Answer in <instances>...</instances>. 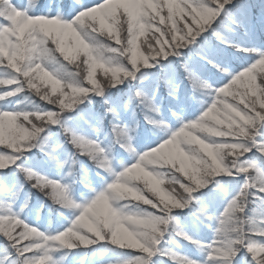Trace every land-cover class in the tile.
Returning a JSON list of instances; mask_svg holds the SVG:
<instances>
[{"label": "snow or ice", "instance_id": "snow-or-ice-1", "mask_svg": "<svg viewBox=\"0 0 264 264\" xmlns=\"http://www.w3.org/2000/svg\"><path fill=\"white\" fill-rule=\"evenodd\" d=\"M38 5L36 0H0V102L4 104L0 107V172L15 168L18 173L11 189L0 181V239L4 241L0 264H60L56 252L97 243L138 253L117 264H164L165 260L169 264H236L241 252L250 256L251 264H264V219L250 215L257 209L264 213V51L242 48L229 37L237 29L247 31L257 21L264 28V4L257 9L246 0H64L56 7H62L66 16L59 11L55 15L40 13ZM149 33L151 39H144ZM228 48L256 53L259 58L233 76L224 55ZM81 57L86 68L83 77L77 63ZM63 61L75 64L77 71ZM162 61L172 69L164 81L169 96L175 97L183 83L176 77L173 61H177L192 99L203 96L210 100L200 101L202 113L194 120L184 122L173 112L181 126L117 174L104 158L102 142L88 138L71 124L73 117L65 114L86 99L90 103L93 96L103 98L115 143L123 141V148L135 154L132 144L124 143L129 129L121 126L118 108L110 103L106 91L120 89L126 81L143 82L147 73L142 69H152ZM98 72L106 79L99 80ZM209 79L221 86L214 88ZM226 80L230 82L224 83ZM14 98L15 106L8 107ZM133 101L143 106L145 119L168 129L162 120L147 115L159 113L153 97L138 90L128 96L123 109ZM77 118L89 127L91 120L104 123L103 117L86 118L83 110L77 112ZM53 128L60 131L53 134ZM53 135L65 139L49 145ZM65 143L75 152L67 153L61 162L60 153L67 152ZM36 149L44 154V163L56 169L77 163V156H87L113 179L90 201L76 203L66 183L17 163L26 154L34 155ZM133 165L142 167L153 183L143 175H130ZM19 175L54 204L78 210L69 227L46 234L25 221L23 208L15 211L22 191ZM67 175H72L71 170ZM212 178L238 181L221 216H207L203 206L196 209L197 215L218 221L214 238L204 244L178 228L176 231L178 237L202 249L204 259L162 248L168 230L164 225L174 221L171 214L188 209L194 194L208 188ZM168 183L178 185L179 191L175 187L165 190ZM116 184L136 190L142 199H113ZM141 206L148 210L140 211ZM103 210L114 213L107 223L99 215ZM88 221L93 222L91 227Z\"/></svg>", "mask_w": 264, "mask_h": 264}, {"label": "trees", "instance_id": "trees-1", "mask_svg": "<svg viewBox=\"0 0 264 264\" xmlns=\"http://www.w3.org/2000/svg\"><path fill=\"white\" fill-rule=\"evenodd\" d=\"M63 2L64 0H40L41 5H50L51 7L41 8L38 5L37 11L42 10L44 11L43 13L53 14L57 10L56 6L62 4ZM68 2L70 3V0H68ZM246 2L255 5L257 9L259 8L261 4H264V0H246ZM61 11L63 12V14L66 13L62 7H61ZM263 34H264V28H262L259 24V21H257V23L253 27L247 29V31L244 29H237L234 34H229V37L233 43L237 44L238 46L242 48H255L254 39H256L258 35L262 36ZM144 39H151V33H149V35L146 36ZM212 40L213 42H215L214 38ZM241 53L242 52L236 51L235 49H231V48L225 49L224 55L227 57L229 61V66H231L234 63V61L240 57ZM80 59L81 61H83L82 58ZM173 63H174L177 79L183 81L175 97L169 96V90L164 82L166 78V74L169 76L172 74V69L167 67L168 65L167 61H162L160 65H157L156 67L152 69H147V70L142 69V72L147 73V79H145L143 82L138 80L137 83L133 84L130 81L129 86L125 90L108 89L106 91V95L109 98L110 103H113V105L118 108V111L121 117V126H123V121H126V119L130 117V114L125 113L126 109H123L122 105L124 103H127L128 96L130 94H134L138 90H143L149 96H155L158 93L161 94L167 110L171 113L175 112V108L181 109L182 102L180 101V98H182L184 94H187L188 92H192V91H191V87L188 84L187 80L184 79L183 70L182 68H180L179 62L173 61ZM66 65L68 66L70 70L72 69L77 70L75 64H71L68 61H66ZM205 75L207 76L208 74L205 73ZM0 78H3V77H0ZM98 79L103 81L106 78L98 72ZM137 103L138 101H133L132 105L129 108L135 109L134 107ZM90 105L91 106L88 108H81V110H83V113L85 114V117L87 118L89 115L92 117H97V116L101 117L105 115L104 117L107 118L108 123L104 121L103 125H98L95 122V120H91L90 123L92 124V127H89V125L85 123L84 121L82 123L78 122V125L85 126V128L87 127L86 132L88 136L91 138H93L95 134L97 133L93 131V129L96 127H99L100 130L108 128V131L110 129L111 134H112L111 116L110 114L107 113L108 105L105 103H101L100 101H97V102L95 101L94 104L91 103ZM138 106L140 107L141 110L145 111L143 109V106L139 105V103H138ZM71 116L75 117L77 116V113L71 114ZM122 118L123 119L125 118V119L123 120ZM139 119L143 122L144 118L141 115H139ZM141 136H142L141 134L137 136L138 143L139 144L141 143L139 149H142L145 147V145L142 144ZM62 139H63V136H62ZM134 149L135 151L137 150L136 148ZM123 150L126 152V154L129 155V153L125 149ZM117 151L119 150L117 149ZM34 155H37V157H35ZM34 155L32 156L33 157L32 160L34 161L36 166L32 168L37 172V169L40 170L39 164H46L44 163L46 158L44 154L41 151L38 152V150L35 151ZM79 157L86 162V166L90 173L89 180H93V179L98 180V178L101 177L102 171H105V170L98 168L95 162L92 161L87 156H79ZM17 163L21 164L20 162H17ZM6 171L0 172L1 174L4 175L3 178L0 179V181H6L9 187L10 181L13 178L17 180L18 173H16V170L12 169L11 170L12 175H9V177H6L5 176ZM172 171H176V170L173 169ZM176 174L180 175L178 172ZM74 175L76 177L71 178L70 181L73 183L77 182L76 188L77 190L80 191L82 182L87 184L88 182H85V181H87L88 178H85V176L80 175L79 172H77V174H74ZM214 180L215 178H212L209 182L208 188L203 189V190H210L211 188L213 190ZM19 183L21 185L26 184L28 188L30 187L29 183H27V181L22 177V175H19ZM163 187L165 188V190H170L173 187H175L177 191H179L178 185L174 186L168 183V184H165ZM29 189L32 193L33 200H32L31 205L28 207V211L26 213V217H25L26 222H28L31 226H34V225L38 226L40 224L42 227H44L47 219L50 216V218L53 220L52 230L56 228H60L62 227L63 224L67 223V219L65 220L64 215L66 214L71 215V212L69 209H65L62 206H58L54 204L52 200L46 198L42 193H40V195L43 198L40 197L31 188ZM87 192H90L88 188H87ZM36 197H38L40 200ZM199 198L200 197L197 196L198 201L190 203V206L188 209H185L184 211L176 210L173 212L172 216L174 218L176 217L175 219L178 221V224H174L173 227L169 226L168 228L169 234L167 237H165L163 244L161 245L162 248L175 251L177 253L183 254L184 256H187V257H191L193 259L199 258L204 253L203 250L198 248L195 244L189 243L188 240L180 238L176 235V231L178 228L180 231L186 233L189 237H191L192 240L202 242L204 244H207L208 242H210L212 240L211 238L215 236V228L218 227L217 220H208L206 217H201L196 214V209H198L201 206L207 209L208 207H210L208 205H211V203H205L203 199L201 198L199 199ZM213 200H217L216 203H219V202L221 203L220 194L215 192L212 196L211 201ZM133 210L135 211L137 209L133 208ZM139 210L145 211L148 209H145L143 206H141ZM36 211H39V213H36ZM254 212L255 211H252L251 214L254 215ZM221 215H222L221 211H213L212 217H219ZM3 243L4 241L0 239V244H3ZM60 252L64 255L63 264H117L118 261L124 259L126 256H129L128 252L130 251L113 248V246H111L108 243H97L88 248H77L72 251L61 250ZM2 255H3V251L0 250V256ZM154 259H158V258H154ZM245 260L248 261V264H251V259L244 255H240L236 258V264H244ZM164 264H169V261L165 260Z\"/></svg>", "mask_w": 264, "mask_h": 264}, {"label": "rangeland", "instance_id": "rangeland-1", "mask_svg": "<svg viewBox=\"0 0 264 264\" xmlns=\"http://www.w3.org/2000/svg\"><path fill=\"white\" fill-rule=\"evenodd\" d=\"M141 51H145V48H143L142 47V49H141ZM260 51H264V49H261ZM58 55H59V53H57ZM247 55H250V54H247ZM82 58V60H83V57H81ZM259 58V56H255V58L254 59H252V61H251V59H250V57H246V58H240V61H239V63H238V65L236 66V68L237 69H241V70H244L246 67H248V66H250V64L251 63H253L256 59H258ZM61 60H63V58L61 57ZM65 64H66V61H63ZM251 62V63H250ZM78 64L80 65V68H79V71L81 72V76L83 77V76H85L86 75V68H85V66L83 65V63H82V61H81V59H80V61H78ZM72 71H77V70H73L72 69ZM239 72L236 70V71H234V75H236V74H238ZM233 75V76H234ZM137 76H139V73H137ZM227 82H230V80L228 81V80H226L224 83H227ZM133 83H135V81H133ZM136 83H137V80H136ZM210 83H212V84H215L216 83V80H213V81H211ZM130 84V81H126L125 82V84L124 85H122L121 86V88H125L127 85H129ZM216 86L217 85H219L218 83L217 84H215ZM2 89H3V86H0V91H2ZM31 94V93H30ZM92 98H98V97H91L90 98V103L88 102V99H86L85 100V103L84 104H91L92 103ZM202 98H204V99H206V97H203V96H198L196 99H192V96L191 97H189V98H187L186 99V102H187V108H189L191 105H193V101L194 100H197V99H202ZM15 99L16 98H14L11 102H9V104H8V107H13V106H15ZM229 100L230 99H232L231 97H229L228 98ZM102 100H104L103 98H102ZM231 101V100H230ZM41 103V106H45L46 105V102H40ZM201 105V103L199 102V104H197V106H195V107H198V106H200ZM4 106V104L2 103V102H0V107H3ZM80 105H78L77 106V108H76V110H74L72 113H70V114H65V115H71V114H74L75 112H77L78 111V107H79ZM137 105H135V107H136ZM48 107H51V106H48ZM129 110H131L132 108H128ZM147 115L148 116H150L151 118H158L159 117V115H156V113H150V114H148L147 113ZM105 116V115H104ZM104 116H101V117H103L104 118V121H106V123H108V120H107V118H105ZM189 117L191 118V116L189 115ZM71 122V124L74 126V127H77V129L79 130V131H82L88 138H90V139H92L91 137H89L88 136V134H87V127L85 128V126H83V127H80L81 125H78V122H80V123H82L83 122V120H81V119H79V118H77V116H75V117H73V119L70 121ZM185 122V121H184ZM77 124V125H76ZM181 126V124H179V125H177V126H174V131L175 130H177L179 127ZM124 127H127L128 129H129V132L131 131V129H130V126L127 124V123H125L124 124ZM60 131V129L59 128H53L52 129V132H53V134H55V133H57V132H59ZM166 133V135H168L169 136V132H165ZM59 140V141H61V142H63L64 141V137H63V139H62V136H59V137H56L55 135H53V137L47 142L49 145H52V146H54L55 145V142H56V140ZM108 140H110L111 141V138H108ZM64 147H65V149L67 150V152L65 153V152H61L60 153V155H59V159H60V161L61 162H64V160L65 159H67V153H73V152H75V149H74V147L71 145V144H68V143H65V145H64ZM71 150H70V149ZM109 148H110V146L108 147V149L106 150V156H107V160L109 161V167L112 169V171L113 172H115V173H119L120 171H123V169L125 168V167H127V166H130L131 164H133V163H135L136 162V160H137V158H133L131 161H128V160H126V161H124V163H122V164H120V165H116L114 162H113V160H112V154H111V150H109ZM36 150H39V149H36ZM36 150H34V151H36ZM30 154H32V153H29V154H26V156H27V158L26 159H21V160H19V161H17V162H20V163H23L24 164V166H26V167H30L31 166V158L29 157L30 156ZM89 158V157H88ZM91 159V158H90ZM77 160H79L81 163H82V169H83V171H86V167H85V163L83 162V160L80 158L79 159V157L77 156ZM128 161V162H127ZM42 164H39V167L41 166ZM46 166H50V168H47V167H42L44 170H46V169H49V170H53V172L55 171L56 172V174H57V176H56V178L54 179L52 176H51V174H47V173H45V175H47V177H48V179H51V180H55V181H57V182H61V183H66L67 185H68V187H69V189H70V192H71V195H72V198H73V200H74V202H76V203H80V204H84L85 202H87V201H90L92 198H94V196L96 195V194H98L100 191H103L105 188H106V186H107V183H110L111 181H112V179H113V177L111 176V177H108L106 180H105V182L103 183V185H102V188L101 189H97L96 190V194L95 195H93V196H90V195H88V196H83V197H77L76 196V194L74 193V191H73V189H72V186H70L68 183H67V173H68V171L69 170H71V172H73V169H74V164L73 163H68V164H65V167H64V169H56L55 167H54V165H52L51 163H49V164H47ZM178 167V166H177ZM10 169H15V168H10ZM38 173H40L39 171L37 172V174ZM73 174V173H72ZM180 174V173H179ZM181 175V174H180ZM23 177V176H22ZM1 178H3V175L0 173V179ZM24 178V177H23ZM234 179L233 178H215V180H214V192H217V193H220V198H221V204H218V205H214V206H211V207H208L207 209H206V215H208V216H211L212 217V215H213V211H219V210H222V212L224 211V209L226 208V205H227V202H228V200L231 198V195L237 190V187H234V185H233V181ZM217 181L219 182V186L217 185ZM17 182V180H15L14 178L10 181V184H9V188L11 189L12 188V186L15 184ZM28 183V182H27ZM20 184V183H19ZM21 185V184H20ZM30 185V184H29ZM141 187H143V185L141 184ZM29 188H31L32 190H34L40 197H42L41 195H40V191H38V190H36L35 188H33V187H31V185H30V187ZM146 191V190H145ZM198 193H199V195H201L200 197H201V199H203L204 201H206V202H208V199H209V197H210V193L208 192V191H206V190H201L200 192H197V193H195L194 194V197L195 196H198ZM149 195H151V193H148ZM44 195V194H43ZM19 196L20 197H18V200L16 201V205H15V211H17V212H19L20 210H21V208H23L24 209V204H25V201H27L28 202V197H27V193H26V188L22 185V191L20 192V194H19ZM43 198V197H42ZM45 199V198H44ZM200 199V198H199ZM195 201H198L197 200V197H195L194 199H193V201L191 202V203H193V202H195ZM206 206H207V204H206ZM252 205H249V209L251 210L252 209ZM72 211H73V218L70 220V222H69V224H68V226L67 227H69L70 226V223H71V221L75 218V215L76 214H78V210H76V209H71ZM252 213V211L250 212V215L251 216H255V218L256 219H264V213H261L258 209L254 212V215H252L251 214ZM23 214V211H22V213H21V215ZM173 214V213H172ZM171 214V215H172ZM22 217H23V215H22ZM174 218V217H173ZM176 218V217H175ZM174 218V221H170V223H169V225H168V228H169V226H171V227H173L174 226V224H178V221L176 220ZM217 224H218V221H217ZM66 227V228H67ZM65 228V229H66ZM65 229H63V230H65ZM46 234H47V232H45ZM168 230H167V232H166V234H165V237H167L168 236ZM165 237H164V239H165ZM164 241V240H163ZM163 241H162V243H161V245L163 244ZM128 254H129V256H136V255H138V253H136V252H134V251H130V252H128ZM55 257H56V259L58 260V261H60V264H62V255L61 254H59V251L58 252H56L55 254ZM240 255H244V256H246V257H249L250 258V256L248 255V254H246V253H244V252H241V254ZM251 259V258H250Z\"/></svg>", "mask_w": 264, "mask_h": 264}, {"label": "clouds", "instance_id": "clouds-1", "mask_svg": "<svg viewBox=\"0 0 264 264\" xmlns=\"http://www.w3.org/2000/svg\"><path fill=\"white\" fill-rule=\"evenodd\" d=\"M39 2H40V0H36L37 5L39 4ZM132 131H134V130H132ZM132 139H133V137L130 136L129 132H128V136L124 140V143L131 144ZM121 147H124L123 143L121 144ZM129 174L130 175H138V176L143 175L148 183H153L152 177L149 176L148 173H146L144 171V169L142 167H140L139 165H133L129 169ZM113 188H114V192L117 194L116 196L113 197V199L127 198V197H131L134 199H142V197L140 195H138L136 190L129 188V187H126L123 184H116L113 186ZM99 215L103 216L105 223L109 222L114 217V213H111L110 211H107V210H103ZM130 218L131 217H129V219ZM138 223H146V222L145 221H138ZM88 225L91 227L93 225V222L88 221ZM164 227H165V230H167L168 225L165 224Z\"/></svg>", "mask_w": 264, "mask_h": 264}]
</instances>
